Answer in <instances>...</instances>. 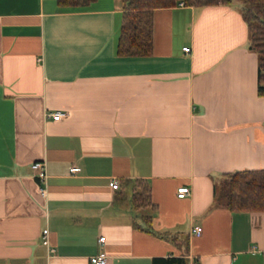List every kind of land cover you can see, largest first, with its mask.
Listing matches in <instances>:
<instances>
[{
	"label": "crops",
	"instance_id": "0c3cea01",
	"mask_svg": "<svg viewBox=\"0 0 264 264\" xmlns=\"http://www.w3.org/2000/svg\"><path fill=\"white\" fill-rule=\"evenodd\" d=\"M181 1L154 9L152 54L119 55L124 0H0V264H264V210L219 186L264 168L259 56L239 1ZM136 178L155 209L134 208Z\"/></svg>",
	"mask_w": 264,
	"mask_h": 264
},
{
	"label": "trees",
	"instance_id": "16d2710c",
	"mask_svg": "<svg viewBox=\"0 0 264 264\" xmlns=\"http://www.w3.org/2000/svg\"><path fill=\"white\" fill-rule=\"evenodd\" d=\"M92 0H57L60 5H84ZM116 52L119 55H149L154 51V9L172 6L181 0H124ZM185 4L230 3L232 0H183ZM241 13L248 25L249 45L259 56L258 84L264 94V0H239ZM224 204L231 210H264V168H246L226 172L222 180ZM218 187V186H217ZM219 189V188H218ZM136 209L156 208L152 187L145 178H136L132 193ZM151 215L147 218L151 220ZM153 264H188L183 256L156 257ZM193 264H199L197 260Z\"/></svg>",
	"mask_w": 264,
	"mask_h": 264
},
{
	"label": "built area",
	"instance_id": "2783aa9c",
	"mask_svg": "<svg viewBox=\"0 0 264 264\" xmlns=\"http://www.w3.org/2000/svg\"><path fill=\"white\" fill-rule=\"evenodd\" d=\"M180 4H185L184 1H181ZM184 49L186 51L190 50L189 46H184ZM49 116H51L53 119H61L64 118L68 115V111L66 110H55L52 112L48 113ZM32 168L35 170V176L41 181L44 182L47 179L48 173H47V163L46 160L44 159H37L34 160L31 164ZM81 169V167L77 164H74L70 167V172L71 173H76ZM110 185L113 188H117L118 187V180L116 178H112L110 180ZM40 192L42 195L46 194V188L45 187H41L40 188ZM191 193V187L189 185H181L177 188V195L179 197H184L187 196ZM49 228L48 227H44L42 229V241L44 244L49 245L50 244V238H49ZM193 232L195 234H200L201 232V226L200 225H195L193 227ZM105 240V236L104 235H100L99 236V242L103 244ZM50 249H53V247H50ZM90 260L93 264H107L108 263V255L105 251H100L97 254H94L92 256H90Z\"/></svg>",
	"mask_w": 264,
	"mask_h": 264
},
{
	"label": "rangeland",
	"instance_id": "374dc122",
	"mask_svg": "<svg viewBox=\"0 0 264 264\" xmlns=\"http://www.w3.org/2000/svg\"><path fill=\"white\" fill-rule=\"evenodd\" d=\"M237 1H239V0H237ZM219 186H220V188H221L222 190L225 189V188H224V184H223L222 181L220 182Z\"/></svg>",
	"mask_w": 264,
	"mask_h": 264
}]
</instances>
